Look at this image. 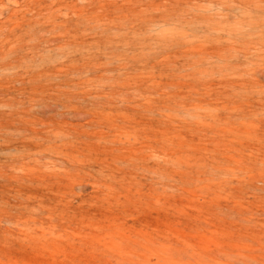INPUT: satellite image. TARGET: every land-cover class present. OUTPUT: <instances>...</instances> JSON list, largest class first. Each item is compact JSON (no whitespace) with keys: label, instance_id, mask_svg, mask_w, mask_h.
Masks as SVG:
<instances>
[{"label":"rangeland","instance_id":"rangeland-1","mask_svg":"<svg viewBox=\"0 0 264 264\" xmlns=\"http://www.w3.org/2000/svg\"><path fill=\"white\" fill-rule=\"evenodd\" d=\"M0 264H264V0H0Z\"/></svg>","mask_w":264,"mask_h":264}]
</instances>
